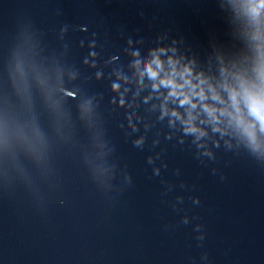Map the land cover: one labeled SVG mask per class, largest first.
<instances>
[{
	"label": "water",
	"instance_id": "water-1",
	"mask_svg": "<svg viewBox=\"0 0 264 264\" xmlns=\"http://www.w3.org/2000/svg\"><path fill=\"white\" fill-rule=\"evenodd\" d=\"M0 264H264V0H0Z\"/></svg>",
	"mask_w": 264,
	"mask_h": 264
}]
</instances>
